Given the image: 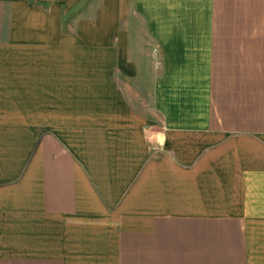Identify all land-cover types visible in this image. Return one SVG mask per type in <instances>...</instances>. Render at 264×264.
Returning <instances> with one entry per match:
<instances>
[{"label":"crops","instance_id":"crops-1","mask_svg":"<svg viewBox=\"0 0 264 264\" xmlns=\"http://www.w3.org/2000/svg\"><path fill=\"white\" fill-rule=\"evenodd\" d=\"M0 264H264V0H0Z\"/></svg>","mask_w":264,"mask_h":264}]
</instances>
